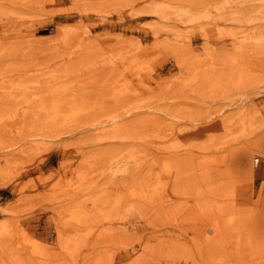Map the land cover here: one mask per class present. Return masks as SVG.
I'll return each instance as SVG.
<instances>
[{"label":"rangeland","instance_id":"1","mask_svg":"<svg viewBox=\"0 0 264 264\" xmlns=\"http://www.w3.org/2000/svg\"><path fill=\"white\" fill-rule=\"evenodd\" d=\"M0 264H264V0H0Z\"/></svg>","mask_w":264,"mask_h":264},{"label":"bare ground","instance_id":"2","mask_svg":"<svg viewBox=\"0 0 264 264\" xmlns=\"http://www.w3.org/2000/svg\"><path fill=\"white\" fill-rule=\"evenodd\" d=\"M15 21V20H14ZM18 23V22H17ZM3 24V23H2ZM22 24V23H21ZM7 26V25H6ZM11 26V25H10ZM12 29V28H11ZM13 33V32H12ZM6 34V33H5ZM40 42V41H39ZM255 160L258 161V158H256ZM258 163V162H257ZM255 161H254V164L256 165L257 164Z\"/></svg>","mask_w":264,"mask_h":264},{"label":"built area","instance_id":"3","mask_svg":"<svg viewBox=\"0 0 264 264\" xmlns=\"http://www.w3.org/2000/svg\"><path fill=\"white\" fill-rule=\"evenodd\" d=\"M255 162L257 163V160H255Z\"/></svg>","mask_w":264,"mask_h":264}]
</instances>
